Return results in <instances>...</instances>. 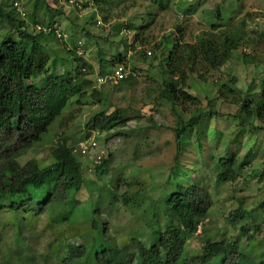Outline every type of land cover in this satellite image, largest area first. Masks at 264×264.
<instances>
[{
	"label": "trees",
	"instance_id": "trees-1",
	"mask_svg": "<svg viewBox=\"0 0 264 264\" xmlns=\"http://www.w3.org/2000/svg\"><path fill=\"white\" fill-rule=\"evenodd\" d=\"M110 1L84 0L83 7L91 5L100 10ZM225 1L227 0L218 3L217 8L211 12L212 17L208 19L210 30L199 32L194 43L184 39L183 28L178 26L171 51L166 53L171 37L165 36L163 43H156L154 47L161 50L160 56L156 54L152 58V61L159 60L163 78L159 98L169 103L174 112H178L184 104H194L197 101L196 96L185 89L190 74L201 70H219L232 60L239 49H258L255 54L245 51L241 54L245 64L261 67V76L253 79L250 91H240L236 87L235 78L219 87L220 98L236 101L239 105L236 113L226 119L228 125L235 123L232 127L235 130L226 133L225 130L228 129H224V136L216 141L218 152L213 154L210 150V155L205 157L208 166L214 165L211 171L215 172L216 181L221 184L237 182L258 157L254 146H247L250 142L248 131L256 129L257 134H264V29L253 32L248 30L251 17L249 13L234 23L235 14H228V10H223L227 7ZM54 2L57 3L58 0ZM42 3L47 15V20L42 22L35 16H32V22L22 17L14 7V2L11 7L7 2L0 3V25L7 23L10 29L0 38V209L11 210L20 230L24 228L25 220H29L27 218L38 217L45 211H49L48 223L52 227L54 223L63 224L71 219L78 209V201L74 197L86 180L83 163L72 153V145L77 142L69 143L66 136H59L60 140L52 151L50 168L42 170L36 160L22 165L19 158L42 141L52 124L61 117L75 97L80 100L90 91L93 97H102L101 90L94 88L93 81L87 77L91 74L92 66L84 62L83 67H79L78 62L84 60L76 56L77 48L67 49L70 56H75L77 73L72 75L74 70L71 68L63 73L56 72V63L62 62V59L53 56L50 43L64 41L65 37H59L55 29L46 33L37 25L53 27L58 23L56 15L62 12L54 9L46 0H42ZM153 3L160 10L167 8L165 0H153ZM183 10L185 15H191L197 11V6L191 4ZM92 19H95V12ZM149 25L131 27L144 31ZM10 32H16L17 35H11ZM136 37L144 38L140 33ZM122 43L127 49L135 48L126 39ZM141 55L146 61L147 52L141 50ZM112 56L108 59L99 51V75L112 73L111 67L121 65L126 57L117 51ZM84 67H88V70L82 71ZM134 77L129 74L120 82L131 83ZM239 92L244 94L237 96L236 93ZM209 105L210 108L206 111L201 110L187 120L179 118L180 122L174 127L177 144L174 160L177 168L182 165L180 158L185 153L183 145L186 135L195 129L197 134L204 133L206 120L226 117V114L215 110L214 100ZM126 120L118 111L111 114L100 111L93 115L92 123L87 124L84 138L88 137L91 130L110 131L118 125H124ZM246 137L248 141H244ZM197 143L201 153L202 141L198 139ZM239 149L244 150L242 154ZM209 156L210 161L207 160ZM108 164V160H103L96 165L95 170H104ZM250 171L252 178L264 183V165H258ZM188 174L189 171L185 170V176ZM118 186L115 184V190L111 193L114 201L119 195ZM35 191L48 195L46 199L36 203ZM136 193L139 194V191ZM67 198L69 204H59ZM135 198L140 201L137 196ZM7 200H10L8 204L5 203ZM213 205L214 197L206 185L177 183L176 191L169 193L162 201H156L154 206L146 205L149 213H143L144 216L141 214L142 220L136 221V224L140 222L139 227L131 228L130 230L135 231L120 241L111 235V227L96 218L101 209L100 206L93 205L88 219L91 221L90 232L88 231L85 241H76L74 246L63 241L57 242L59 246L52 250H55L56 257L62 264H72L74 261H80L78 264H264V246L258 255L255 254V247L259 243L262 246L256 238L259 225H254L256 228L253 232L248 226H241L238 236L225 235L220 240L216 239L218 234L206 236V227L198 233ZM261 207L264 208V200L261 201ZM105 209L109 208L104 206ZM146 209L141 210L147 211ZM248 213L241 205L231 212L230 220L238 221L247 217ZM161 217L165 219L163 224ZM144 225L152 229L149 245L142 241L143 235L139 234ZM196 235H199L203 247L201 254L193 256L187 250V243L191 236ZM26 247L27 244H21L20 248L0 254V264H49L50 257L27 252ZM39 257L43 258L42 262H39ZM80 259L85 261L81 262ZM136 260L140 263H135Z\"/></svg>",
	"mask_w": 264,
	"mask_h": 264
},
{
	"label": "rangeland",
	"instance_id": "rangeland-1",
	"mask_svg": "<svg viewBox=\"0 0 264 264\" xmlns=\"http://www.w3.org/2000/svg\"><path fill=\"white\" fill-rule=\"evenodd\" d=\"M15 1L17 0H0V3L7 2L11 7ZM19 1L27 12L26 19L29 22H32V16L41 22L47 20L42 0ZM54 1L46 0L50 6L62 12L56 15L55 19L58 22L57 26L65 34L64 41L50 43L53 56L62 59V62L56 63L57 73H63L71 68L74 70L72 75H75L77 66L83 67L82 63L85 62L92 66L91 74L87 77L93 81L94 88H97L96 78L100 70L101 50L108 59H111L116 51L125 54L122 64L135 77L131 83L103 85L98 89L102 92L101 99L93 97L91 91L80 100L79 97H75L61 117L55 120L42 141L19 158L20 163L27 165L36 160L42 170L50 168L53 160L52 151L60 140L59 136H66L71 144L83 139L87 133V124L92 123L93 115L100 111H106L107 114L118 111L127 120L124 125L106 131L103 137L98 139V151L103 149L107 155L105 160L109 162L104 170L90 169L89 159L78 157L84 166L86 182L74 197L78 201V209L71 219L64 221L63 224L54 223L52 227L48 223L49 211H45L38 217L27 218L29 220H25L24 228L20 230L11 210L0 209V254L20 248L21 244H27L25 249L27 252L50 257L49 264H62L52 248L59 246L56 243L61 241L70 246H74L76 241H85L90 232L91 221L88 219L93 205L100 206L101 209L99 217L96 218L107 227H111V235L120 241L135 231L130 230L131 228L139 227L140 222L136 224V221L142 220L143 213L144 215L149 213L146 205L154 206L156 201H162L169 193L176 191L177 183L184 185L191 183L206 185L214 197V205L199 227L198 233L206 227V236L218 234L216 239L220 240L225 235L238 236L241 226L246 225L253 232L256 228L254 225H259L256 238L262 246L259 243L255 247V254L258 255L264 246V208L261 207V201L264 200V183L252 178L250 170L258 165H264V134H257L256 129L248 131L247 137L252 143L248 142L247 146L249 148L253 145L258 157L252 161L249 170L244 171L237 182L217 183L215 172L211 171L214 165L208 166L209 163L205 159L210 155V150L213 154L218 152L216 141L224 136L223 132L235 130L232 128L235 123L228 125L226 119L236 113L239 105L236 101L220 98L219 87L235 78L236 87L240 91L243 90L244 93L250 91L253 79L261 76V67L245 64L241 54L244 51L255 54L258 49L255 50L253 47L239 49L232 60L219 70H201L199 73L190 74L185 89L196 96L197 101L194 104H184L178 112H174L169 103L159 98L163 78L159 60L152 61L156 54L159 57L161 53V50L154 48L155 44L163 43L165 36L171 37L170 43H167L166 53L171 51L174 35L178 34V26L183 28L184 39L192 43L196 41L199 32L209 31L211 26L208 19L212 17L211 12L224 0H165L166 10H160L153 0H111L100 10L91 5L77 8L65 3V0H58L57 3ZM82 2L84 3V0ZM191 4L197 6V11L185 15L183 9ZM225 4L227 7L223 10H228V14H235L234 23L249 13L251 17L248 30L253 32L264 29V0H227ZM141 24L150 25L144 31L131 27ZM9 30L7 23L1 24L0 38ZM10 33L17 35L16 32ZM137 33L144 38L136 37ZM125 39L136 49L133 47L127 49L122 43ZM74 48H77L76 56L84 60L80 63L77 61L78 65L74 60L75 56L67 53V49ZM141 50L148 54L146 61L141 55ZM117 66L118 64L112 66V71ZM86 70L88 67L82 68V71ZM243 92L236 94L238 96L244 94ZM212 100L216 104L215 110L226 114V117L208 119L203 126L204 133L197 134L195 129L186 135L183 145L185 153L180 158L182 165L177 168L174 160L177 153L174 127L180 122L179 118L187 120L201 110L206 111L210 108L209 102ZM256 123L260 125L258 121ZM198 139L203 144L201 153ZM243 149H239L240 154L243 153ZM207 160H211L210 156ZM185 170L189 171L188 176H185ZM115 184L119 185L116 201L111 194L115 190ZM47 195L48 193L35 191L34 200L37 203L46 199ZM136 196L140 201L135 198ZM9 201L5 203L8 204ZM59 204H69V198ZM241 205L249 212L247 217L231 221V212ZM104 206L109 209L104 210ZM164 221V217H161V224ZM139 234L143 235L142 241L149 245L152 229L144 225ZM202 247L199 235L189 238L187 250L191 255L201 254ZM42 261L43 258L39 257V262ZM78 263L80 261H74L72 264ZM135 263L140 261L136 260Z\"/></svg>",
	"mask_w": 264,
	"mask_h": 264
},
{
	"label": "built area",
	"instance_id": "built-area-1",
	"mask_svg": "<svg viewBox=\"0 0 264 264\" xmlns=\"http://www.w3.org/2000/svg\"><path fill=\"white\" fill-rule=\"evenodd\" d=\"M65 3L69 5H73L77 8L83 7L82 0H65ZM14 7L21 13V16L24 18H27V12L25 11L24 7L22 6V3L20 1L14 2ZM39 29H43L44 32H50L52 29H55L56 33L59 37L65 36V34L61 31L60 27L55 24L53 27H47V26H40L37 25ZM151 54V52H149ZM129 72L126 70V67L121 64L118 65L112 73H109L107 75H99L96 78V89H101V87L107 83H118L124 79H126L129 76ZM132 74V73H131ZM106 132H101L98 129H94L90 131V134L88 137L79 140L77 143H74L72 145V153L76 155L77 157L86 158L89 159L90 162V169H93L96 167V165H99L105 160L106 152L102 149L98 151L99 149V141L98 139L102 138L103 135Z\"/></svg>",
	"mask_w": 264,
	"mask_h": 264
},
{
	"label": "crops",
	"instance_id": "crops-1",
	"mask_svg": "<svg viewBox=\"0 0 264 264\" xmlns=\"http://www.w3.org/2000/svg\"><path fill=\"white\" fill-rule=\"evenodd\" d=\"M62 31H63V30H62ZM98 76H99V75H98ZM98 76H97V77H98Z\"/></svg>",
	"mask_w": 264,
	"mask_h": 264
}]
</instances>
